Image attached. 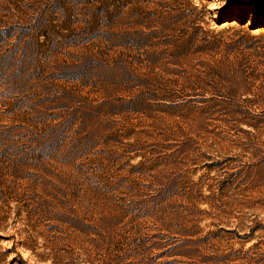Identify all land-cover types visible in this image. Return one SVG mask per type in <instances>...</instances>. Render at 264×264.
<instances>
[{
	"label": "rangeland",
	"instance_id": "rangeland-1",
	"mask_svg": "<svg viewBox=\"0 0 264 264\" xmlns=\"http://www.w3.org/2000/svg\"><path fill=\"white\" fill-rule=\"evenodd\" d=\"M0 264H264V0H0Z\"/></svg>",
	"mask_w": 264,
	"mask_h": 264
},
{
	"label": "trees",
	"instance_id": "trees-1",
	"mask_svg": "<svg viewBox=\"0 0 264 264\" xmlns=\"http://www.w3.org/2000/svg\"><path fill=\"white\" fill-rule=\"evenodd\" d=\"M129 35H130V32H125V31H123V32H121V33L118 34V39H119L120 41L128 42V41L131 40V37H132V36H129ZM122 39H123V40H122ZM118 56H119V55H118Z\"/></svg>",
	"mask_w": 264,
	"mask_h": 264
}]
</instances>
